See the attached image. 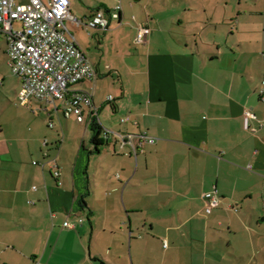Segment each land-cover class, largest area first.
Here are the masks:
<instances>
[{"label": "crops", "instance_id": "1", "mask_svg": "<svg viewBox=\"0 0 264 264\" xmlns=\"http://www.w3.org/2000/svg\"><path fill=\"white\" fill-rule=\"evenodd\" d=\"M83 1V24L67 28L102 51L96 81L78 87L102 127L156 142L137 159L114 139L95 145L89 123L60 103L21 110L19 78L1 79L0 264H264V0ZM118 5L108 29L85 26Z\"/></svg>", "mask_w": 264, "mask_h": 264}, {"label": "built area", "instance_id": "2", "mask_svg": "<svg viewBox=\"0 0 264 264\" xmlns=\"http://www.w3.org/2000/svg\"><path fill=\"white\" fill-rule=\"evenodd\" d=\"M121 8L118 5L109 13L99 10L85 26L92 30H106L111 19L120 17ZM16 22L21 23L20 30L15 29ZM67 22L77 26L83 24L72 12L70 0H0V37H5L7 41L8 64L12 74L21 82L19 105L29 107L32 101L60 103L66 118L75 117L81 124H91V120L97 117L93 92L78 86L84 82L94 83L98 73L69 32ZM149 33L147 27L139 25L135 43H145ZM259 94L264 100V79ZM109 100L112 101L113 97L110 96ZM121 122L126 124L130 118H122ZM131 122L138 125L137 121ZM53 127L54 124H50V128ZM100 138L104 142L114 139L121 148L127 149L126 156L135 159L144 152L147 144L156 142L147 133L135 135L104 127ZM47 145L45 142L44 146ZM50 163L53 177L59 180L57 159H52ZM37 164L34 162V165ZM203 200L207 213L221 203L216 190L205 193ZM65 227L70 225L65 223Z\"/></svg>", "mask_w": 264, "mask_h": 264}, {"label": "rangeland", "instance_id": "3", "mask_svg": "<svg viewBox=\"0 0 264 264\" xmlns=\"http://www.w3.org/2000/svg\"><path fill=\"white\" fill-rule=\"evenodd\" d=\"M93 3H95V1L96 0H91ZM109 1H111V0H109ZM70 2H71V4H72V6H73V10L75 11H72L73 13H74V15L77 17V18H81V16L79 15V13H78V11L76 10L79 6H84V1L83 0H70ZM77 7V8H76ZM22 28V26H21V23H18V22H16L15 23V29L16 30H20ZM90 33V32H89ZM91 34V33H90ZM75 35L77 36V38L80 40V42H81V38H83V39H85L86 40V42H87V40H89V42L88 43H86V45H85V43L84 42H82L81 43V45H82V47H83V50L86 52V54H87V56L91 59V61L93 62V63H95L96 61H97V57H94V55L92 54V51L91 50H94V51H96V50H98L97 52L99 53L100 51H102V49L99 47V44H98V42H97V38H95V37H90V36H88L87 35V32H85V31H75ZM5 37H0V45H4L5 44ZM93 46V48L91 47L90 48V46ZM0 56H1V54H0ZM7 62L5 61V60H2L1 59V57H0V81H1V79H3V78H7V77H10V78H15L14 76H13V74H12V71H11V68L6 64ZM5 82H6V80H5ZM12 81L10 80V79H7V83H11ZM9 86H6L4 89H3V87L0 85V118L3 116V113H5V110H6V108L8 107H10L11 105L9 104L10 102L8 101L9 99H11L12 100V98H10V95H11V93H8V92H10V91H7V88H8ZM108 96V95H107ZM109 97V96H108ZM107 97V98H108ZM15 106L16 107H18V108H21V110H23V108L24 107H22V106H20L19 105V101H17L16 102V104H15ZM3 108H4V110H3ZM106 108H108V107H106ZM11 111H12V109H10L9 110V112H7L6 114L9 116V114L11 113ZM30 114H32V112L30 111ZM32 115H34V114H32ZM37 117L36 118H40V121L41 122H45V115L44 114H38V115H36ZM33 117H35V116H32V118ZM6 118V117H5ZM26 120H28V119H26ZM102 121H103V117H102ZM39 122V121H38ZM22 123H23V121H22ZM55 124H56V122H55ZM26 125V123H24V126ZM56 126H57V124H56ZM57 129V128H56ZM52 130L51 132H54V133H56V131L57 130ZM90 133H92V132H90Z\"/></svg>", "mask_w": 264, "mask_h": 264}, {"label": "trees", "instance_id": "4", "mask_svg": "<svg viewBox=\"0 0 264 264\" xmlns=\"http://www.w3.org/2000/svg\"><path fill=\"white\" fill-rule=\"evenodd\" d=\"M90 128H91V131L93 133V141H92L93 144L100 145L101 144L100 136L102 134V127L99 124V118L94 117L91 120Z\"/></svg>", "mask_w": 264, "mask_h": 264}]
</instances>
